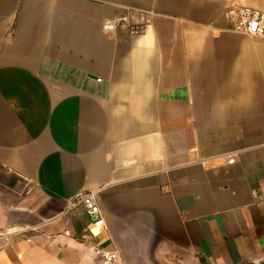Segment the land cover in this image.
Segmentation results:
<instances>
[{
  "label": "crops",
  "instance_id": "1",
  "mask_svg": "<svg viewBox=\"0 0 264 264\" xmlns=\"http://www.w3.org/2000/svg\"><path fill=\"white\" fill-rule=\"evenodd\" d=\"M230 3L264 9L0 0V264H264V38Z\"/></svg>",
  "mask_w": 264,
  "mask_h": 264
},
{
  "label": "built area",
  "instance_id": "2",
  "mask_svg": "<svg viewBox=\"0 0 264 264\" xmlns=\"http://www.w3.org/2000/svg\"><path fill=\"white\" fill-rule=\"evenodd\" d=\"M225 17L229 25V30L246 36L264 38V9H258L244 4L230 3L225 7ZM104 27L110 28L112 24L106 23ZM70 206V208L81 206L85 210L90 218L88 226L89 233L97 234L104 228V216L98 203L96 192H78L72 198ZM11 233L6 229L0 228V242L8 240ZM94 251L101 256V264L120 263V255L116 249H101L95 247Z\"/></svg>",
  "mask_w": 264,
  "mask_h": 264
}]
</instances>
